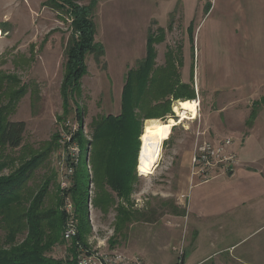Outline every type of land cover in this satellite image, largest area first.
<instances>
[{"label":"rangeland","instance_id":"1","mask_svg":"<svg viewBox=\"0 0 264 264\" xmlns=\"http://www.w3.org/2000/svg\"><path fill=\"white\" fill-rule=\"evenodd\" d=\"M47 1L0 0V25L5 30L0 27V74L16 75L19 86L26 88L10 118L26 122V147L36 153L49 152L34 180L40 184L48 176L55 174L56 178L45 204L54 202L60 186L59 157L63 148L59 132L64 121H76L78 109H82L85 137L90 139L89 125L94 117L117 114L126 74L137 67L146 52L148 30L158 35L159 28L163 27L165 40L156 45L157 64H165L168 51L174 53L176 63L182 58L183 65H178V71L183 83H189L194 89L195 98L172 99L174 115L170 118L175 124L171 126V137L161 143L158 162L151 170L142 171L140 165L139 170L137 167L140 181L126 206L135 214V227L154 224V229L161 230L162 234L174 231L173 239L178 243L173 247L180 255L196 250L193 261L205 259L200 264H264V205L260 210L230 216L226 226L216 227L215 231L208 229L205 218L196 219L195 214L180 220L179 225L171 227L166 223L172 220L183 192L181 186L188 171L183 155L193 152L198 134L210 140L219 141L228 136L236 140L239 131L247 134L249 128L244 124L245 110L251 108L247 113L257 116L263 109L264 0H98L118 9L114 20L118 23L125 19L130 26L128 34L125 36L124 26L117 28L112 21L100 27L96 39L104 46L105 55L100 61L92 54L87 55L88 73L82 78V95L70 99L67 107L61 85L65 49L73 34L72 20L63 19L65 13L50 4L46 6ZM79 1L90 3V0ZM2 102L6 104L7 99ZM194 103L197 104L195 112L189 108ZM168 117L160 119L168 121ZM81 151L82 161H85L88 150L81 147ZM173 151L178 153L173 155ZM9 172L7 169L1 174ZM209 182L201 188L218 182L241 184L246 181L223 174ZM89 188V197L93 199L94 183H90ZM196 194L197 190L191 195L196 197ZM88 208L92 230L83 246L129 254L133 247L129 242L133 222L124 234H117L114 209L108 214L102 213L92 202L90 206L89 200ZM196 220L201 221L198 238L191 228ZM134 229L136 237L139 232ZM162 234L146 241V247L151 250L148 257L151 264H163L170 257L172 246L167 245L168 239L162 241L168 238ZM4 240V231L0 230V246ZM70 246L64 241L63 248L59 247L54 256L63 258ZM162 246L165 251L160 257L155 247ZM185 264L191 262L186 260Z\"/></svg>","mask_w":264,"mask_h":264},{"label":"trees","instance_id":"2","mask_svg":"<svg viewBox=\"0 0 264 264\" xmlns=\"http://www.w3.org/2000/svg\"><path fill=\"white\" fill-rule=\"evenodd\" d=\"M49 4L65 13H62L63 19L72 20L73 34L65 49L61 85L67 107L70 99L82 95V78L88 73L87 55H94L97 61L105 55L104 46L96 39L97 0H90L87 5L79 0H49L45 3L46 6ZM159 30L158 35L149 31L145 57L126 74L120 113L94 117L89 125L90 139L83 131L77 134L82 149H90L93 178L83 161L75 172L73 186L63 193L58 185L50 206L45 201L51 195L55 174L40 184L34 180L49 152L36 153L26 147V122L10 118L26 88L19 86L16 75L0 74V230L5 236L4 244L0 246V264H77L79 245L85 244L92 230L88 208L90 183L95 185L94 207L105 214L112 209L116 211L117 234H124V230L127 231L130 223L136 220L126 205L130 204L140 181L137 167L139 170L144 122L173 116L172 99L195 98L194 89L182 82L178 71V65H183L182 58L176 63L174 53L168 51L165 64H157L156 45L165 40L164 28ZM4 98L6 104L2 102ZM78 110L77 119L82 123L83 112L80 108ZM251 116L249 125L256 115ZM7 169L10 170L7 175L1 174ZM67 194L75 205L78 235L69 242L71 246L66 248V255L56 258L54 252L63 248L65 241L63 231L67 216L63 204Z\"/></svg>","mask_w":264,"mask_h":264},{"label":"crops","instance_id":"3","mask_svg":"<svg viewBox=\"0 0 264 264\" xmlns=\"http://www.w3.org/2000/svg\"><path fill=\"white\" fill-rule=\"evenodd\" d=\"M117 10L118 9L114 6H109L106 3L104 4V1L98 2L97 0L95 18L97 33L101 26L109 25L108 23L112 21V23H116L114 24V26H117V28L122 29L124 26L126 36V33L129 30L130 26L125 21V19L120 20L118 23L114 20V16H118ZM0 27L2 28V26ZM3 31L5 30L3 29ZM149 31L150 30H148V36ZM145 55L146 52L143 58L145 57ZM250 109L251 108H247L245 110L246 113H243L245 118L244 124H246V126L248 125L249 127L247 130V134H245V132L240 134L241 132L239 131L240 136H238L235 140V148L238 154L239 163L237 166L234 167V169L231 170L233 171L232 175H230L231 171L226 174L229 178L238 177L239 180L244 179V181L246 182H243L241 184L218 182L213 183V185L209 187H206V189L205 187L202 189V186L209 184L210 182L201 183L198 180L192 181L190 174L192 151L185 152L183 156L186 158L185 160L188 165V171L186 179L185 181H183L184 186H181V191H183L180 195L181 199L176 203L177 208L172 213V220H168V222H166L169 223L171 227L176 223V225H179V221L183 218L188 217V215L195 214L196 219L205 218L206 220H204V222L208 224V229L210 231H215L216 227L222 228L224 227V225L226 226V223L228 222L230 216L236 217L239 213H243L245 211L260 210L261 207L264 205V104L263 109L257 116H255L251 125H249L248 123L250 120L249 116H251V113H247ZM120 111L121 107L118 110L117 114L120 113ZM168 118L171 119L170 116ZM170 137H168L167 140ZM176 153L178 152H172L173 155ZM195 190H197L196 197L191 195ZM220 221L223 223H218ZM200 222L201 221L196 220L195 223H192L191 226V228H193L194 234L196 233V238H198L200 235ZM149 225L151 228L146 227V225L135 227L136 225L134 222L131 224L130 228L133 233H130L129 242H131L133 247L130 248L131 250H129L128 253L131 256H141L149 264H151V262L148 260V257L151 256V250L146 247V241H148V239L151 240L153 238L157 239V237L162 233H160L161 230L154 229V224ZM134 228H137V232H139L136 237L134 235ZM173 232L174 231L170 230V233L165 232L162 234L163 236L168 237L162 239V241L168 239L167 245L169 244L172 246L170 248V257L164 260L163 264H179L180 259L182 260L183 264H185L186 260H189L191 264H200L205 260L203 259L199 261H193V256L196 250L190 253L189 255L187 253H183L180 255L179 251L175 249V247H173L174 244L178 243L175 242L176 239H173ZM131 234L133 235L132 238ZM178 245H176V247ZM155 248V253L159 254V256L161 257L165 251L163 250V246L161 248ZM261 258L262 257H260L259 259L261 260Z\"/></svg>","mask_w":264,"mask_h":264},{"label":"built area","instance_id":"4","mask_svg":"<svg viewBox=\"0 0 264 264\" xmlns=\"http://www.w3.org/2000/svg\"><path fill=\"white\" fill-rule=\"evenodd\" d=\"M85 122L76 119L72 122L66 120L63 123L60 135L62 153L59 157L60 168V188L64 192L73 186V177L77 168L83 163L81 146L77 134L83 131L87 135ZM198 138L193 148L191 159L192 181L209 182L215 177L228 174L238 165L239 159L235 148V138L228 136L219 141L207 138ZM85 162L91 172L90 149H88ZM91 191V190H90ZM92 197H89L91 206ZM66 212V222L63 237L66 242H71L78 235V221L76 217L75 205L70 194H67L63 204ZM92 220V217H91ZM77 264H149L141 256H131L118 250H103L101 247L90 250L83 245H79L77 253ZM179 264H183L180 259Z\"/></svg>","mask_w":264,"mask_h":264},{"label":"bare ground","instance_id":"5","mask_svg":"<svg viewBox=\"0 0 264 264\" xmlns=\"http://www.w3.org/2000/svg\"><path fill=\"white\" fill-rule=\"evenodd\" d=\"M1 38L2 34L0 32V43ZM196 106V103L191 104V106L189 107L190 111L195 112ZM185 110H187V108H185ZM180 117H182V115ZM174 124L175 121L173 119H169L168 121H163L161 119H149L146 121L144 143L142 145V152L140 157V169L142 171L151 170L158 162L161 143L169 137L171 126Z\"/></svg>","mask_w":264,"mask_h":264},{"label":"water","instance_id":"6","mask_svg":"<svg viewBox=\"0 0 264 264\" xmlns=\"http://www.w3.org/2000/svg\"><path fill=\"white\" fill-rule=\"evenodd\" d=\"M138 162H139V157H138ZM232 174H233V171L230 172V175H232Z\"/></svg>","mask_w":264,"mask_h":264},{"label":"flooded vegetation","instance_id":"7","mask_svg":"<svg viewBox=\"0 0 264 264\" xmlns=\"http://www.w3.org/2000/svg\"><path fill=\"white\" fill-rule=\"evenodd\" d=\"M190 30V29H189ZM190 40L192 41V38H191V36H190ZM182 79V78H181ZM183 82V81H182ZM189 84V83H188Z\"/></svg>","mask_w":264,"mask_h":264}]
</instances>
